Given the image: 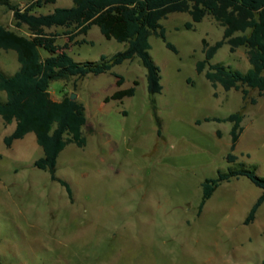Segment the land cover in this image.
Listing matches in <instances>:
<instances>
[{
	"label": "rangeland",
	"instance_id": "1",
	"mask_svg": "<svg viewBox=\"0 0 264 264\" xmlns=\"http://www.w3.org/2000/svg\"><path fill=\"white\" fill-rule=\"evenodd\" d=\"M24 6L27 0H13ZM56 0L39 9L71 6ZM188 12L160 20L166 40L152 34L150 53L160 67L162 90L150 94L147 69L139 56L111 71L55 80L53 98L77 93L88 118L87 144H68L56 175L68 181L73 197L50 172L35 166L44 155L34 132L7 146L15 129L0 116V264H258L264 260V203L245 223L262 193L248 177L222 182L203 208L202 183L219 171L245 167L264 177V95L250 89L214 87L197 63L205 58L203 39L220 40L224 26L211 15L195 22ZM0 26L30 35L14 13L0 4ZM62 32L61 27L53 28ZM172 42L177 52L166 42ZM77 61H99L128 43L106 37L98 25L73 41L56 40ZM43 58L53 56L41 49ZM211 63L247 71V48L229 44ZM15 50H1L0 68L18 70ZM124 77L117 85V76ZM138 80L135 94L106 101ZM256 98L255 104L251 99ZM7 94L0 90V100ZM241 111L243 131L232 150L230 120ZM201 120L200 123L197 121ZM237 156L234 162L228 155Z\"/></svg>",
	"mask_w": 264,
	"mask_h": 264
},
{
	"label": "trees",
	"instance_id": "2",
	"mask_svg": "<svg viewBox=\"0 0 264 264\" xmlns=\"http://www.w3.org/2000/svg\"><path fill=\"white\" fill-rule=\"evenodd\" d=\"M71 6H57L49 12L39 9L53 4L56 0H27L25 5L13 0H0L1 5L13 11L18 26L26 25L30 35L20 34L5 26H0L1 50H15L20 62L18 70L7 75L0 68V90L7 94L6 101L0 100V116L5 123L15 122L14 131L5 136L7 146L28 133L34 132L37 142L42 146L44 155L35 161V166L50 172L52 180L63 185L72 199L70 183L56 175L58 157L70 143L80 147L87 144L83 127L87 125L86 107L71 94L54 99L50 92L53 81L72 76L85 77L111 71L116 65L139 56L147 69L148 91L150 94L162 90L160 67L153 60L150 49V36L160 35L166 40L165 28L160 20L171 12H188L192 21L186 23L191 29L195 22L211 15L224 26L223 37L210 44L203 39L205 58L197 63L198 72L205 71L206 78L214 87L221 85L226 90H241L243 99L249 97L250 89H257L264 95V0H72ZM93 25H98L108 38L127 42L124 50L112 56L102 55L99 61H77L68 52L60 50L56 40L66 36L73 41L80 34L87 33ZM61 27L62 32L51 30ZM229 44L235 51L241 46L247 48L251 67L247 71L234 69L224 63H211L218 49ZM167 46L177 52V47L167 41ZM41 49L53 56L43 58ZM117 76V85L124 77ZM138 80L134 85L115 91L106 101L122 100L135 94ZM256 98L251 99L255 104ZM243 113L237 111L227 118L206 117L205 120H230L232 127V145L234 150L243 131L241 122ZM198 123L201 120L197 121ZM237 156L228 155V161L234 162ZM240 176L248 177L262 189L245 223H251L258 209L264 203V177L254 169L245 167L219 171L216 177L206 178L203 183V198L200 210L211 198L215 190L224 181ZM258 264H264V260Z\"/></svg>",
	"mask_w": 264,
	"mask_h": 264
},
{
	"label": "water",
	"instance_id": "3",
	"mask_svg": "<svg viewBox=\"0 0 264 264\" xmlns=\"http://www.w3.org/2000/svg\"><path fill=\"white\" fill-rule=\"evenodd\" d=\"M77 93H75V92H73L72 94H71V98L73 99V100H76L77 99Z\"/></svg>",
	"mask_w": 264,
	"mask_h": 264
},
{
	"label": "crops",
	"instance_id": "4",
	"mask_svg": "<svg viewBox=\"0 0 264 264\" xmlns=\"http://www.w3.org/2000/svg\"><path fill=\"white\" fill-rule=\"evenodd\" d=\"M55 99V98H54ZM57 100H59V99H57Z\"/></svg>",
	"mask_w": 264,
	"mask_h": 264
}]
</instances>
